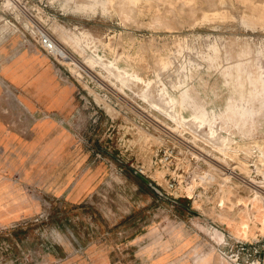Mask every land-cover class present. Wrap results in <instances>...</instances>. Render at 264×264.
I'll return each instance as SVG.
<instances>
[{"label": "rangeland", "instance_id": "374dc122", "mask_svg": "<svg viewBox=\"0 0 264 264\" xmlns=\"http://www.w3.org/2000/svg\"><path fill=\"white\" fill-rule=\"evenodd\" d=\"M263 6L264 0H31L20 12L0 9V63L23 53L47 57L58 87L72 90L67 108L19 110L18 99L27 93L0 74V115L27 146L41 122L52 123L51 133L58 130L66 146L63 153L28 149L4 156L21 161L24 176L16 192L0 197L10 199L0 201V213L8 208L14 214L0 215V264H264V109L245 123L214 120L222 142L230 141V190L223 196L230 204L223 210L165 198L115 151L126 130L136 141L157 143L158 126L192 125L159 106L168 92L188 86L204 102L224 105L229 97L239 99L240 74L246 89L239 102L258 110L264 101ZM27 17L57 40L59 30L87 34L80 41L85 55L62 42L79 60L66 68L54 64L29 35ZM151 109L175 117L174 123L147 119L143 111ZM71 164H83L74 185L81 175L99 174L78 202L69 199L72 184L58 191ZM155 177L162 183L163 172ZM253 197L262 203L259 212L248 206ZM182 231L188 244L180 240Z\"/></svg>", "mask_w": 264, "mask_h": 264}, {"label": "built area", "instance_id": "2783aa9c", "mask_svg": "<svg viewBox=\"0 0 264 264\" xmlns=\"http://www.w3.org/2000/svg\"><path fill=\"white\" fill-rule=\"evenodd\" d=\"M30 2L31 0H0V9L10 14L20 12ZM40 5L36 4L38 8ZM27 18L29 35L54 64L66 68L68 64L63 60L64 54L73 60H79L41 22L35 18ZM143 112L147 119L154 122H160V119L173 123L175 121V117L166 116L155 109ZM192 123L183 124L184 126H158L157 134L154 133L157 143L152 142L150 137L136 141L131 130H126L118 139L116 159L123 165L130 163L135 171L161 187L164 194L175 203L187 198L195 204L192 205L193 208L198 210L212 205L223 210L230 204V200L223 197L224 190H230V141L227 144L222 142V132L218 128L212 132L209 125L206 127L200 122ZM139 156L143 158L139 159ZM158 172H163L162 183L155 177ZM240 245L245 244L241 242Z\"/></svg>", "mask_w": 264, "mask_h": 264}, {"label": "crops", "instance_id": "0c3cea01", "mask_svg": "<svg viewBox=\"0 0 264 264\" xmlns=\"http://www.w3.org/2000/svg\"><path fill=\"white\" fill-rule=\"evenodd\" d=\"M0 74L4 77L6 83H10L27 93V99H18L17 108L19 110L24 106L33 108L40 106L47 110H60L70 106L72 90L69 87H58L53 67L47 57L23 53L16 60L8 61L6 64L0 63ZM9 106L11 108L10 103ZM1 108H4V105L0 101ZM6 118L0 115V154L3 155V157H0V197H8L11 192H16V185L19 183L20 178L24 176H21V161L12 163L4 157L9 155L10 151L13 150L16 154L23 156L28 149H39L37 153L44 155L53 151L63 153L66 147L64 144L59 143L61 136L58 130L51 133L53 124L50 122H41L36 126V137L27 146L20 133L12 129L11 120H6ZM47 139L49 140L46 144ZM20 160H22L21 157ZM59 165L53 166L55 167L53 169L57 170ZM81 165L71 164V170L65 177L61 188H58L60 192L67 191L72 184L73 188H70L69 199L73 202L82 201V198L99 178L98 171L90 172L81 175L80 180L74 185L75 173ZM14 177L19 178L12 180ZM3 199L0 201L10 202V199ZM6 206L10 207L9 205ZM1 212L0 215L3 218L10 219L14 217V214H11L12 212H9L8 208L1 210Z\"/></svg>", "mask_w": 264, "mask_h": 264}, {"label": "bare ground", "instance_id": "6f19581e", "mask_svg": "<svg viewBox=\"0 0 264 264\" xmlns=\"http://www.w3.org/2000/svg\"><path fill=\"white\" fill-rule=\"evenodd\" d=\"M94 1L96 2V0ZM262 10L263 12H262L261 17L264 16V6ZM57 35L59 37L58 41H60L61 43L63 42V43L71 45L79 54H81L82 56L85 55L84 47L80 45V41L87 34L81 33V34H77L76 37L74 36L69 37V36H66V34L63 31L59 30ZM63 58H64L63 60L66 63L68 62L70 63L73 60L67 54L66 55L64 54ZM87 58L89 60V61L87 60L88 62L94 61V58L92 57H87ZM124 72H126V74H131L130 70L128 69H125ZM136 75L138 78H141L139 73H136ZM240 77L241 75L239 74L237 78L238 83L234 88V90L238 92L239 99H234L232 102H230V97H229L224 105H216L214 103L208 104V102H204V100L201 99L198 96V94L194 93L193 90L188 86L185 90L181 91L179 94L174 93V92L172 93L168 92L167 103L165 105H159V106L162 107L163 109L168 108L172 110L174 114L179 118L178 123L187 121V120H193L195 122H200L201 124H208L212 132H215V130H217V127L219 126V125L217 127L215 126V123H216L214 121L215 119H218L219 121H223L224 124L222 125L224 126L228 125L230 121H236L237 123L249 122L254 117L255 112L259 113L261 112L262 109H264V101L262 103V106L256 111L252 109L250 106L246 108V106L242 105V102H239V100H242L244 98L246 86H245L244 79H240ZM260 91H261L260 93H262L264 97V80H261ZM239 161H240V165H242L243 168L245 164H248L245 160L241 159ZM249 205H250L251 210L253 208L254 210L258 212L262 210V203H260V201L257 200L256 197H253L252 202H248V206ZM252 212H255V211H252ZM263 221H264V216H263ZM180 236H181L180 240L184 241L185 244H188L191 240V239L185 238L186 233L183 231L180 234Z\"/></svg>", "mask_w": 264, "mask_h": 264}, {"label": "water", "instance_id": "95a60500", "mask_svg": "<svg viewBox=\"0 0 264 264\" xmlns=\"http://www.w3.org/2000/svg\"><path fill=\"white\" fill-rule=\"evenodd\" d=\"M134 173L142 180L144 181L146 184H148L149 186H151L158 194L164 196L165 198H168V199H171L170 197L166 196L164 194V192L162 191L161 188H159L158 186H156L149 178H147L146 176L140 174L139 172L135 171L134 170ZM178 203V202H177ZM193 212V214L197 215V216H200V217H204L203 214L197 212V211H194V210H191Z\"/></svg>", "mask_w": 264, "mask_h": 264}]
</instances>
